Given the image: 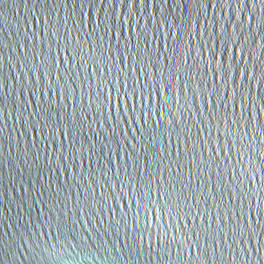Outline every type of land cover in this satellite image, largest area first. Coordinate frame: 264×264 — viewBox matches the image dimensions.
Returning <instances> with one entry per match:
<instances>
[{
  "label": "water",
  "instance_id": "water-1",
  "mask_svg": "<svg viewBox=\"0 0 264 264\" xmlns=\"http://www.w3.org/2000/svg\"><path fill=\"white\" fill-rule=\"evenodd\" d=\"M0 264H264V0H0Z\"/></svg>",
  "mask_w": 264,
  "mask_h": 264
},
{
  "label": "snow or ice",
  "instance_id": "snow-or-ice-1",
  "mask_svg": "<svg viewBox=\"0 0 264 264\" xmlns=\"http://www.w3.org/2000/svg\"><path fill=\"white\" fill-rule=\"evenodd\" d=\"M197 251H199V249H197Z\"/></svg>",
  "mask_w": 264,
  "mask_h": 264
}]
</instances>
